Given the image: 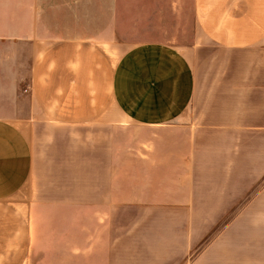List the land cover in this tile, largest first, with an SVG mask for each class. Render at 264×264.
<instances>
[{"label": "crops", "instance_id": "crops-1", "mask_svg": "<svg viewBox=\"0 0 264 264\" xmlns=\"http://www.w3.org/2000/svg\"><path fill=\"white\" fill-rule=\"evenodd\" d=\"M168 2L0 0V264H264V0Z\"/></svg>", "mask_w": 264, "mask_h": 264}, {"label": "rangeland", "instance_id": "rangeland-1", "mask_svg": "<svg viewBox=\"0 0 264 264\" xmlns=\"http://www.w3.org/2000/svg\"><path fill=\"white\" fill-rule=\"evenodd\" d=\"M95 1L96 3H100L103 0ZM187 1L190 2V0ZM112 2H114V0H112ZM120 4L119 10L115 13V26L120 33H111L109 36L105 35V37L111 38L115 44L113 54L116 59L136 46L152 43L168 44L178 48L184 53L192 55L190 48L194 43L197 33H192L193 30L191 27L187 33H161L162 30L166 29L167 21L172 19L171 15L168 13V0H120ZM112 8L113 7H111V18L114 20ZM180 16L181 15L177 13L173 15L175 24L177 18ZM185 16L187 24L191 26V12H187ZM95 25V28H100L104 25V22L102 20L99 22L96 21ZM101 35L100 33H95L94 35L80 34L79 36L99 38ZM245 202L246 195L240 200V206ZM241 211L242 209H239V212ZM232 212L234 214L235 210ZM233 214L230 218L225 219L222 225L220 224V226L217 227L213 233L214 236L223 230L225 224L233 217ZM212 236L213 235L208 237L206 243H203V245L207 244Z\"/></svg>", "mask_w": 264, "mask_h": 264}]
</instances>
